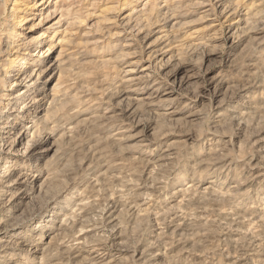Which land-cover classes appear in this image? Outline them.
<instances>
[{"label":"rangeland","instance_id":"374dc122","mask_svg":"<svg viewBox=\"0 0 264 264\" xmlns=\"http://www.w3.org/2000/svg\"><path fill=\"white\" fill-rule=\"evenodd\" d=\"M216 13L223 14L222 21L232 13L236 20L243 18L238 35L244 37L237 49L232 50L222 40L212 41L218 28L210 33L206 28L211 24L209 16ZM29 17L32 19L28 21ZM0 30V66H3L0 82L5 81L0 91V165L5 162L10 167L7 170L18 169L22 163L35 167L27 171L31 178L22 189L25 195L32 193L36 185L44 187L41 194L34 191L13 212L7 213L0 223V249L8 246L4 249L9 255L25 249V241L36 237L37 230L56 214L54 226L58 229L65 215L71 216L73 222L84 221L85 227L90 223L99 224L95 211L111 199L118 203L115 216L120 223L119 231L123 232L118 245L127 251L124 258H129L135 244L155 241L149 233L156 221L166 218L165 224L170 229L171 219L165 215L170 210L181 214L192 226L186 228L184 237L174 238L175 243L166 251L164 262L178 261L182 253H192L202 257L201 264H236L251 243L250 238L264 236V163L253 159L251 165L262 170L263 177L248 182L235 199L227 195L231 186L246 181L239 176L252 160L253 151H262L261 157H264V84L259 86V81L264 82V0H0ZM193 44L199 45L192 48ZM149 55L156 57L155 69L162 76H170L180 65H186L178 75L183 80V88L178 89L177 100L159 102L163 93L172 87L165 85L153 99L161 106L147 108L150 114L143 109L142 114L139 112L136 121L144 125L152 121L155 132H147L141 150H137V141L131 138L142 132L144 125L124 123L121 133L115 136L114 127L104 132L98 127L102 119H109L111 124L116 121L122 106V99L113 98L117 85L126 70L134 68L138 76L144 73L142 69L149 66ZM137 58L140 63L131 65ZM12 61L15 63L10 70L8 65ZM51 64L56 65L47 76L54 78L44 84L47 98L37 108L40 110L37 116L46 115L48 119L36 120L35 125L24 123L32 127L28 138L17 141L10 151V148L3 151L2 145L17 140V130L11 134L4 132H10L17 117H22L18 113L9 114L10 109L35 104L43 95L34 92L20 101L15 100V95L25 89L15 76L17 70L23 67L20 70L28 74L36 70L37 75ZM255 64L259 67L254 68ZM193 69H201L203 76L187 80L190 73L184 71ZM212 78H219L224 84L211 100L208 94L197 92V85ZM250 81H256L257 88L250 91L248 98L238 101L239 89ZM139 89L137 94L128 92L126 102L148 97L154 86L141 85ZM223 99H227L224 104ZM224 110L227 111L225 118L219 119ZM242 114L246 115L241 118L240 126L239 120L231 121ZM55 122L58 126L53 128ZM168 147L178 155L169 161L168 170L163 173L165 179L157 185L163 190L155 195L158 196L156 212L138 214L131 210L127 199L147 195L137 186L162 177L153 171L146 180L147 176L142 177L143 163L160 157ZM97 149H104L103 155L109 159L96 162L101 157L95 154ZM221 158L224 164L219 163ZM92 161L95 165L100 163L97 170L83 174V163L86 162L87 168ZM114 163L125 166L119 165L117 172H109ZM125 169L127 174L114 178ZM40 173L43 178L33 180ZM226 174H230L229 182L222 186ZM126 175L131 176L125 179ZM216 178L220 184L216 185L215 192L206 194L197 208L206 209L204 215L211 216L212 221L194 220V210L181 213L188 201L185 202L183 189L194 184L193 191L204 192ZM10 190L5 198L14 197L20 187ZM232 209L241 216L246 211L255 213L251 220L246 219L238 233L224 226L231 224L232 217L227 221L216 217L220 211L231 216ZM73 224L63 227L59 237H55L58 231L36 237L37 245L43 243L40 246L43 253L34 264H47L44 259L59 264L76 239L97 235L94 232L77 234L79 228L74 229ZM222 231L224 235L220 234ZM19 232L25 235L24 242L18 240ZM108 236L105 233L98 238L104 240ZM262 245L263 257L250 264H264ZM160 249L165 251V248L156 251Z\"/></svg>","mask_w":264,"mask_h":264},{"label":"bare ground","instance_id":"6f19581e","mask_svg":"<svg viewBox=\"0 0 264 264\" xmlns=\"http://www.w3.org/2000/svg\"><path fill=\"white\" fill-rule=\"evenodd\" d=\"M51 0H45V2H50ZM3 7L6 8V2L3 3ZM34 10V9H32ZM223 14H211L209 17H211V24L208 25L207 32L210 33L212 29L218 28V31L216 32L215 42L218 40H222L226 46H231L232 50H235L239 47L241 44V41L243 40L242 36L238 35L239 30L238 27L243 23V18H236L234 17L235 15L232 13L226 17L224 21H222L221 17ZM32 18L29 17L28 21L31 20ZM27 20V19H25ZM227 30V31H225ZM2 31L0 30V45L2 44V38H1ZM45 37V33H44ZM199 43V42H198ZM196 45L199 44H193L192 48L195 47ZM0 54H1V49H0ZM44 55V52L41 53ZM156 57H150L148 56L147 61L149 62V66H146L142 69V73L140 76L135 73L134 68L126 70L125 73L123 74L122 78L120 79L119 84L117 85V91L114 94L113 98L116 100L122 99L120 102V105L122 104L121 108L118 109V114L116 116V121H113L111 124V121L109 119H102L100 122L101 127H98L99 131H107L109 128H115L117 131L115 132V135L120 134L121 132V127L124 123H130V124H137V125H144L141 122L136 121L137 116L139 112L141 113V110L143 109L146 114H150V110L147 108L151 109H157L161 105H158L154 102V97L159 95L161 91L164 89L165 85L172 86L171 89L165 91L163 93V98L159 100L160 103H172L173 101L177 100V92L178 89L179 91L183 88V80L178 79V75L185 69L186 64H182L178 67V69L170 76H162L159 73L156 72L155 65L154 63L156 62ZM15 63V61H12L8 66L10 69L12 64ZM140 63V58L137 60L135 59L131 65L136 66ZM56 64H51L48 68L44 69L41 71L40 74L35 73V71L32 74H28L27 72H22L23 69L20 68L17 70V73L15 76H18L19 79V84L23 85L25 89L21 90L19 93H17L14 97L15 100L20 101L24 97L31 95L32 93L36 92L37 94H43L41 97H39L36 100V105H28L23 108H14L10 109L11 113H18L19 116L22 117H17V121L14 123V125L11 128V131L4 132V134H11L13 130L16 131V136L17 140L11 141L8 144L2 145L1 149L3 151H6L9 149V151L13 148V145L17 141H22L30 135V128L32 127H27L24 125V123H33L34 125L36 124V120H42L44 118L48 119V116H43L38 117L37 114H39L40 110L38 104H41L42 102L45 101L47 98V92L44 90V84L49 83L53 81V76L48 77L47 74L51 73L53 67ZM3 67V66H2ZM0 66V69H2ZM259 65L255 64L254 68H258ZM13 68V67H12ZM11 70V69H10ZM9 70V72H10ZM13 70V69H12ZM193 71V72H192ZM187 73H190V75L187 77L188 79L195 78L198 79V77L203 76V73L201 69H193L191 71H184ZM8 73V72H6ZM11 76V74H9ZM44 77V78H42ZM44 79V80H41ZM5 82V81H4ZM4 82H0V91L2 90V84ZM38 84V85H37ZM152 85L154 86V89L151 94L148 95V97L145 98H139L136 100H132L129 102H126L128 98H126V95L128 92L131 93H138L140 86H146V85ZM223 82L220 81L219 78H212L209 80H203V82H199L197 85V92L202 93V94H208V98L212 100L215 95H218L223 87ZM264 82L259 81V86H263ZM258 83L256 81H250L248 82V85L242 86L239 91L240 95L238 98V101L244 100L245 98H248V94L250 91L254 90L257 88ZM28 88V89H27ZM30 88V89H29ZM57 88V86H56ZM239 93V92H238ZM6 96V95H3ZM31 97V96H30ZM1 101V100H0ZM123 101L126 103L123 104ZM31 102V101H29ZM116 102V101H115ZM119 102V101H117ZM227 102V99H223L221 101L222 104ZM159 103V104H160ZM28 103H26L27 105ZM42 107V106H41ZM42 109V108H41ZM254 109V107L252 108ZM227 111L224 110L221 114H219V119H224L226 116ZM142 114V113H141ZM140 114V115H141ZM246 114L235 116L231 119V121H240V124H243V119H241L243 116ZM217 116V115H216ZM7 119L8 116H7ZM217 122V121H216ZM52 124V123H51ZM54 127L56 128L58 124L55 122L53 123ZM112 125V126H111ZM153 122L146 123V125L143 126V131L137 133L136 137L131 138L132 140L137 141V150H141L145 140L148 137L147 132L152 131L155 132V128L153 127ZM119 130V131H118ZM10 137V136H9ZM191 138V137H190ZM4 140L6 139V136L3 138ZM119 141V139H118ZM136 150V151H137ZM30 152V150H29ZM105 153L104 149H97L96 153L97 155H101V157L96 161L102 163L105 159L108 157H104L103 155ZM262 151L260 150H255L253 151V154L251 155L252 160L247 164L244 168L241 170V174L239 178H243L246 181L241 182V183H236L231 188L229 189V193L227 195L233 197L235 199V196L237 193L240 192V190L248 184V182H256L258 179L262 178V170H258L255 166L251 165V162L254 160H259L261 163H264V157H261ZM178 155L176 152L171 147H168L160 157H154L150 160H147L143 163V169H142V177L147 176L146 180L149 179L150 175L154 172L159 173L161 178H155L154 180H151L150 182L145 181L141 185L137 186V189L141 186L139 191L142 189L145 190L148 194L147 195H133L131 198L127 199L129 200V203L131 204V210L137 211L138 214L140 213H146L147 215H153L155 214L154 211L156 212V198L155 195L161 194L160 190H163L162 187L157 186L161 185L165 179L163 176V173L167 172L168 167H169V161L171 159H174ZM109 159V158H108ZM88 160V158H86ZM27 162V161H26ZM87 162V161H86ZM85 163H83V174H85L86 171H89V174L94 173L97 168L98 164L95 165V163L92 161L91 164L86 168ZM219 163L224 164L225 160L223 158L219 159ZM125 166L122 164H116L114 163L113 166L109 168V172H117L118 166ZM7 167L5 162H3L0 165V223L4 221V219L7 216V213L13 212V210L21 204V201L25 198H29L28 195L34 194L36 191H39V194H41L44 190L42 187L43 185L40 186H35V189L33 190L32 193H27L28 195H25V192L22 191L24 187L27 186L29 183V180L31 177H29V172L30 170L34 169L35 167L33 165H29L28 163H22L20 165V168L18 169H11L7 170ZM14 170V171H13ZM42 172V171H41ZM233 173V172H232ZM43 173L34 175L33 180H41L43 177L41 176ZM82 174V175H83ZM88 174V175H89ZM123 174H127V169L125 171H121L119 175H115L114 178H121ZM81 175V176H82ZM133 175V174H131ZM131 175H126L125 179L127 176ZM230 175V174H229ZM226 174L225 179H222V184H220L219 179L216 178L212 180V185L207 186L203 191L200 192L198 190H192V188L195 187L194 184H190L189 187H186L183 189L184 194L183 197L185 199V206L181 210V213L183 210L187 212L191 211H196L194 214V220H205L207 222H211L212 220L210 219L211 216L209 215H204L207 210L204 208H199V206L204 202L205 195L208 193H214L215 192V187L217 184L220 185H226L228 181V176ZM79 177V179L81 178ZM232 176L235 179V176L232 174ZM78 179H76L77 181ZM221 180V179H220ZM237 180V177H236ZM131 182L133 180H130ZM229 182V181H228ZM16 187H20V190L16 193V195L10 199L5 198L8 196L10 189H14ZM33 188V187H31ZM135 187H132L134 189ZM35 191V192H34ZM160 191V192H159ZM26 196V197H25ZM84 201V200H82ZM81 201V202H82ZM184 201V200H183ZM117 202L112 201H106V204L99 210L95 211V218L100 221L99 224L96 225H91L88 224L86 227L84 226V221H78L75 220L73 222L72 217L69 215H65V219H63V223L60 227V229L56 228L55 223L58 219V217L55 216H50L51 220L48 221L46 225L41 227V229L37 230V235L36 237H42L44 233H50L53 231H58V234L55 235V237H59L58 235L60 234V231L63 230V227L65 226H71L72 223L74 226V229L77 227L79 228V231L77 234H82V233H96L97 235L93 234V237L90 239L80 237L76 239L75 245L70 247L67 251H65L66 257H61L59 259V264H201L200 259L202 258L198 254H192V253H182L180 256V259L178 261L175 260H170V261H165L163 260V257L165 256L166 251H168L170 248L172 249L174 245V238L175 237H184V232L187 231L186 228L191 227L192 223L188 222L186 219L181 218V214L173 213V210L168 211L165 215L171 219L170 223L171 225L169 226L170 229L165 224V219H160L158 222L156 221L153 225L151 233H149L153 238L155 237V241L145 244H135L136 246H132V250L130 252L129 258H124L126 254V249H123V247L119 246L118 243L120 244V241L122 240V231H119V225L118 219L116 213H117ZM201 207V206H200ZM234 209L231 210V216L227 212L220 211L216 214L217 218H220L221 221H227L230 217L233 218L231 221V224H225L226 229L232 230L235 232H239V228L242 230V226L245 222H247L246 219L249 218L251 220L252 217H255V213L251 212L248 214L246 211L244 216H241L240 213H234ZM180 212V211H179ZM233 212V213H232ZM172 213V215H171ZM133 214V213H132ZM159 214V213H157ZM49 217V218H50ZM71 217V218H70ZM70 218L71 222L68 221ZM181 218V219H180ZM229 219V220H230ZM220 221V220H219ZM214 223V222H213ZM215 223H217L215 221ZM222 223V222H221ZM226 223V222H225ZM219 224V223H218ZM163 226V227H162ZM214 226V225H213ZM221 226V225H220ZM209 227V226H208ZM211 227V226H210ZM223 228V227H222ZM169 230H172L171 232ZM225 230V228H224ZM86 231V232H84ZM77 232V231H76ZM109 234L107 238L104 240L102 238H98L100 236H103V234ZM146 233V232H145ZM232 233V232H231ZM220 234H225L224 231H222ZM227 234V233H226ZM243 235V234H242ZM252 235V234H251ZM19 241H25L26 237L22 232H19L18 235ZM36 237H32L25 242V249H22L20 252H17L14 255H9L4 248H7L8 246L4 247L1 246L3 249H0V263L4 264H34L36 263V259H38L39 255L43 253V250H41V244L39 243L38 245L35 243L36 242ZM251 237V236H250ZM39 238V239H40ZM95 238V239H94ZM54 239L51 238V241ZM65 239V238H64ZM251 239V243L247 246L246 250L238 257L239 262L237 261L236 264H250L254 259H260L263 257L262 255V244L264 243V236L260 237V235H254ZM183 240V239H182ZM59 241V240H58ZM188 243V242H187ZM132 245V244H131ZM159 248H165V251H162L161 249L156 251V249ZM185 252V250H184ZM64 254V255H65ZM43 255V254H42ZM41 255V257H43ZM35 256V257H32ZM62 256V255H61ZM31 259H34L31 262ZM232 259V258H231ZM58 262V261H57ZM44 263L47 264H53V262H48L46 259H44ZM41 264V263H39Z\"/></svg>","mask_w":264,"mask_h":264}]
</instances>
